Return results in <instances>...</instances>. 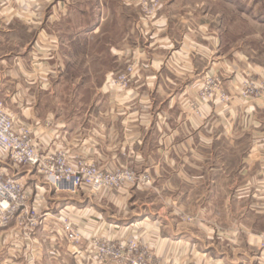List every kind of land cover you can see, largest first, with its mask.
I'll return each instance as SVG.
<instances>
[{
    "label": "crops",
    "instance_id": "1",
    "mask_svg": "<svg viewBox=\"0 0 264 264\" xmlns=\"http://www.w3.org/2000/svg\"><path fill=\"white\" fill-rule=\"evenodd\" d=\"M112 1L97 10L112 16L110 41L107 19L93 27L68 0H0V98L42 152L131 167L149 184L59 205L65 191L42 176L11 165L8 174L50 188L55 199L41 206H60L53 216L86 240L147 236L160 264H264V0H155L128 32L125 16L143 0ZM207 74L226 102H200ZM188 207L196 224L180 219ZM19 224L0 228V264H99Z\"/></svg>",
    "mask_w": 264,
    "mask_h": 264
},
{
    "label": "built area",
    "instance_id": "2",
    "mask_svg": "<svg viewBox=\"0 0 264 264\" xmlns=\"http://www.w3.org/2000/svg\"><path fill=\"white\" fill-rule=\"evenodd\" d=\"M147 9V5L145 6ZM150 11V10H149ZM119 76L118 81L127 85L132 72ZM16 169L26 168L28 173L42 176L48 183L56 188L71 185L73 191L92 188L93 191H113L120 186L138 181V177L130 171L117 170L104 171L94 164L80 162L73 164L66 152H42L28 128H18L13 116L7 111L5 102L0 98V228L7 227L18 216L24 221L28 215L27 203L29 194L25 189L23 180L8 174V166ZM32 226H37L38 221L33 217ZM63 232L71 243H80L79 231L71 223L63 226ZM90 250L97 254L100 261L109 258H124L126 252H137V245L129 247L125 244L111 245L110 243H95ZM92 251V252H93Z\"/></svg>",
    "mask_w": 264,
    "mask_h": 264
},
{
    "label": "rangeland",
    "instance_id": "3",
    "mask_svg": "<svg viewBox=\"0 0 264 264\" xmlns=\"http://www.w3.org/2000/svg\"><path fill=\"white\" fill-rule=\"evenodd\" d=\"M55 1V0H54ZM67 1V0H66ZM70 2V4H72L71 6L73 8H77L78 10H86L89 14V19L91 20V22H93V27H96L99 25L100 20L103 19H107L109 22V27H108V32H109V37H110V41L112 40H116V35H115V29H113L111 27L112 23V16L111 15H100V11L98 10V7L100 6V3L102 0H68ZM128 1H130V7L133 8L134 5H132V0H125V2H123V0H113L112 2H114V4L116 6H121L120 4H124L127 6ZM139 2V1H138ZM156 1L155 0H143L142 3L140 4V8L141 10L144 11H140L139 9L135 8L134 13L131 15H126L125 16V23H124V27L126 32L130 31L131 28H129V22L131 19H135L138 18L137 13H141L144 15V18L148 15V12L150 10V7L154 4L155 5ZM136 4V3H135ZM147 5V9L145 8V6ZM133 6V7H132ZM85 12V11H83ZM102 17V18H101ZM80 18V17H79ZM106 22V23H107ZM72 24V22H70ZM104 23V24H106ZM106 29L105 27H103V30ZM134 62H130L127 65V69L126 72L128 71V69L133 65ZM124 72V73H126ZM121 73V74H124ZM129 73V71H128ZM120 76V75H119ZM117 78V77H116ZM115 78V80L117 81V79ZM130 78V77H129ZM84 81V80H83ZM114 81V82H116ZM116 85H119L120 88H125L126 86H124L123 84H121L119 81L116 82ZM223 84L222 81H218V79H215L214 77L210 76V75H206L205 76V81L204 84L202 85V87L200 88V93H199V98H200V102L202 103H209L212 102L213 100L216 99L217 94H219V98L222 102H226L228 100V96L226 93H224V89H223ZM248 91L251 93L250 95L256 96L259 94V90H252L255 89L253 87V85L250 83L248 85ZM80 163V162H79ZM86 164L90 165V164H94V163H88L85 162ZM95 166H97L98 168L104 170V171H108V172H115L117 170H124V171H130L132 173L135 174L136 177H138V181L135 180V183H129L128 185H124V186H120L119 188L109 192L106 190L103 191H93L92 188H84L82 190H77V191H73V187L70 185H65L64 187L61 188H56L54 187L52 184L48 183L45 179L42 180L44 183H47L49 185V187H53L54 190H61V191H65V195H64V199L60 200L59 205L61 204H68L70 202H72L69 197H72V195L75 194H80L83 197H90V198H103V197H107V196H113V195H117L123 191H132L135 190L139 187H143V186H147L150 182V177L148 174H146L145 172L143 173H138L137 171H135L134 169H132L131 167L129 168H120V169H116V170H108V169H104L99 167L97 164H94ZM21 170V172H26L27 169L26 168H22L19 169ZM10 173V171H9ZM11 174V173H10ZM26 175H22V176H18L17 179L23 180L24 185H25V189L27 190L28 194H29V198H28V203H27V209H25L29 212L28 215H24V221H21L20 219H18V216L15 217L7 227H9L11 224L16 223V221L18 220L19 223L21 224V226L24 228V231H26V233L28 235H33L35 233L41 232L42 230H45L46 232L52 233L53 235L56 236V240L59 242V246L61 247H65V246H71V247H85L87 252H88V256H86L87 258L89 257L91 261L97 262L99 264H160V257H156L154 255V253H152V250L149 247L148 244V239L147 236L144 237H140V236H130L124 239H116V238H107V237H103V236H94L91 239H84L82 236V232H81V228L80 226L74 224L72 221H69L67 219L61 220L59 218H56L53 216V213L58 211V208H60V206H56L55 203H52V201H48V205L47 206H41L40 202H45V198L53 200L55 199V196L51 193L50 188L49 190L47 188H45V186H42V184H32L26 179ZM37 185V186H36ZM39 185V186H38ZM42 187V189H41ZM48 187V186H46ZM207 193V192H206ZM69 194V195H68ZM39 199V200H38ZM36 200L39 201V203L36 204ZM47 204V203H45ZM241 207H237L238 212L240 211ZM194 208L191 209V207H188V209L184 210L183 213H181V217L180 219L183 222H186L188 224L194 223L196 224V217L193 216V214H195ZM50 214V217H48ZM239 214V213H238ZM35 218L36 221H38V225L37 226H32L30 220L32 218ZM50 218V219H48ZM224 221L227 223L228 222V218L227 216L224 217ZM198 222V221H197ZM66 223H71L75 229H77L79 231L80 237H81V241L80 243H71L69 242V240L67 239V236L64 234L63 232V226ZM237 223H240V218H237ZM19 224V225H20ZM115 225V224H114ZM2 228H6V227H2ZM263 245H264V232H263ZM193 242V241H192ZM95 243H110L111 245H116V244H125L127 246V248L129 247H134L137 245V252H126L124 254V258H119V259H111L108 257L107 260L105 261H100V259H98L97 254L93 251L90 250V247L93 246V244ZM193 260L190 261V264H207L204 263L203 261L197 260V256H193L192 257ZM158 259V261H157ZM208 259V258H207ZM206 262H213V260L211 261H206Z\"/></svg>",
    "mask_w": 264,
    "mask_h": 264
}]
</instances>
